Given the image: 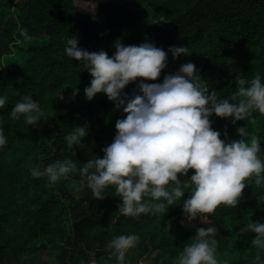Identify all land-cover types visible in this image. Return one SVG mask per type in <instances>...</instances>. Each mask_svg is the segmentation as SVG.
Wrapping results in <instances>:
<instances>
[{"label":"trees","instance_id":"obj_1","mask_svg":"<svg viewBox=\"0 0 264 264\" xmlns=\"http://www.w3.org/2000/svg\"><path fill=\"white\" fill-rule=\"evenodd\" d=\"M86 1L91 9L77 0H0V95L7 97L0 107V128L7 140L0 146V264H28L31 256L49 253L54 254L55 264L93 260L116 264L106 245L114 236L130 233L139 240L126 252L124 264H172L195 235V227L209 226L199 218L192 225L182 223L181 200L158 215L127 217L118 212L120 199L114 186L104 189L105 197L97 199L89 188L81 187L78 171L53 185L46 177L30 174L32 168L65 157L77 168L94 156L102 157V149L114 139L116 121L125 115L104 97L86 106L80 105L78 97L58 98L67 86L80 85L89 73L82 62L64 52L66 38L75 35L77 46L90 52L106 51L126 19L128 8L123 4ZM137 1L161 18L159 42L189 48V55L176 57L178 67L193 62L218 98L236 92L239 75L251 79L259 74L264 81V0ZM20 27L26 28L30 39L20 35ZM24 95H31L40 106L31 123L24 114L17 119L10 115ZM210 120L221 139L225 131L228 139H238L237 128L247 124L264 150V114L254 111L252 119L235 125L231 118L212 115ZM76 125L87 127L88 135L83 147L69 148L65 135ZM193 172L189 169L188 177ZM262 192L251 183L238 205L222 204L206 214L218 229V259L259 264V254L264 260V250L251 245L254 234L240 233L249 221L264 222V202L257 206L256 199ZM189 195L186 189L184 199ZM169 223L167 231L164 224Z\"/></svg>","mask_w":264,"mask_h":264},{"label":"clouds","instance_id":"obj_2","mask_svg":"<svg viewBox=\"0 0 264 264\" xmlns=\"http://www.w3.org/2000/svg\"><path fill=\"white\" fill-rule=\"evenodd\" d=\"M20 35L30 39L26 28ZM78 38H66L64 52L84 64L92 79L84 88L91 100L104 93L117 110L125 114L115 123L116 133L103 149V156H94L77 164L70 158L57 159L30 169L34 178L46 177L55 184L69 173L79 172L81 187L86 186L93 197L103 199L104 189L114 186L120 203L118 212L127 217L141 214L158 215L181 200L184 220L192 225L197 218L207 227H195V235L186 243L172 264H229L217 258L215 224L206 214L219 205L236 206L243 190L251 183L264 189V150L259 137L252 135L248 125L237 128L238 139H221V133L211 126L210 117L231 118V123L253 118V112L264 114V81L259 74L251 79L236 78V92L231 97L218 98L215 89L199 75L193 62L181 64L175 73L156 81L166 67L168 52L173 58L189 55L187 46L171 45L168 52L154 43L139 45L114 43L115 52L109 56L104 50L88 51L78 46ZM138 81L131 96L123 90ZM239 98V99H237ZM7 97L0 95V107ZM40 106L31 95H24L10 110L13 119L24 114L31 123L36 120ZM88 135L84 125H76L65 135L69 148L83 147ZM7 142L0 128V146ZM189 169L194 172L188 177ZM184 176L183 182L178 178ZM248 178H252L246 183ZM190 195L184 199L185 190ZM257 206L264 202V192L256 196ZM180 203V204H181ZM168 211V210H167ZM194 226V225H193ZM170 231L171 224H164ZM251 232V245L264 250V222L249 221L240 227V233ZM139 236L120 234L108 241L116 264H124L126 252L135 246ZM259 264H264L259 254ZM91 264H95L93 260Z\"/></svg>","mask_w":264,"mask_h":264},{"label":"rangeland","instance_id":"obj_3","mask_svg":"<svg viewBox=\"0 0 264 264\" xmlns=\"http://www.w3.org/2000/svg\"><path fill=\"white\" fill-rule=\"evenodd\" d=\"M114 3L123 4L128 8L126 19L122 28L118 31L113 41L109 45L106 52L111 56L115 52L114 43L116 40H120L125 45H139L142 42L148 41L154 43L157 47L164 49L168 52V48L162 42L157 40L161 29V18L157 13L150 12L149 8L144 4H140L137 0H113ZM79 5L90 8L91 5L86 0H77ZM179 67L176 63V58H173L172 54L168 52L166 67L161 71L160 77L156 81H146L149 83L162 82L165 75L170 72L178 71ZM167 73H166V72ZM92 79L91 74L88 73L83 82L78 86H67L64 92L58 94V98L64 97L74 98L78 97L81 106L96 104L103 97L108 99L106 94L98 93L91 100H88L84 94L85 86H88ZM138 81H134L127 85L123 90L129 96L133 90L137 89ZM109 100V99H108ZM234 243V241H232ZM54 254L48 255L37 254L29 258L28 264H55ZM141 264H149L148 262H141ZM161 264V263H160Z\"/></svg>","mask_w":264,"mask_h":264},{"label":"built area","instance_id":"obj_4","mask_svg":"<svg viewBox=\"0 0 264 264\" xmlns=\"http://www.w3.org/2000/svg\"><path fill=\"white\" fill-rule=\"evenodd\" d=\"M67 263H68V264H72V263H71V262H69V261H68ZM89 264H91V262H90ZM95 264H96V263H95Z\"/></svg>","mask_w":264,"mask_h":264}]
</instances>
